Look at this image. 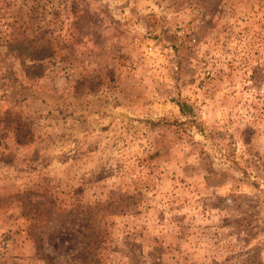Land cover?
<instances>
[{
    "label": "rangeland",
    "instance_id": "1",
    "mask_svg": "<svg viewBox=\"0 0 264 264\" xmlns=\"http://www.w3.org/2000/svg\"><path fill=\"white\" fill-rule=\"evenodd\" d=\"M0 264H264V0H0Z\"/></svg>",
    "mask_w": 264,
    "mask_h": 264
}]
</instances>
